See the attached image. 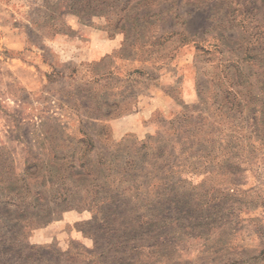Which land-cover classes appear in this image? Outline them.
I'll list each match as a JSON object with an SVG mask.
<instances>
[{
  "label": "rangeland",
  "instance_id": "rangeland-1",
  "mask_svg": "<svg viewBox=\"0 0 264 264\" xmlns=\"http://www.w3.org/2000/svg\"><path fill=\"white\" fill-rule=\"evenodd\" d=\"M0 264H264V0H0Z\"/></svg>",
  "mask_w": 264,
  "mask_h": 264
},
{
  "label": "crops",
  "instance_id": "crops-1",
  "mask_svg": "<svg viewBox=\"0 0 264 264\" xmlns=\"http://www.w3.org/2000/svg\"><path fill=\"white\" fill-rule=\"evenodd\" d=\"M94 35V34H92ZM109 39L106 40V42L109 43ZM113 48V45L110 47L109 50H106L104 52H92L93 54L90 55L88 58L90 59H95L100 57L101 55H104L108 52H110ZM150 102L152 103L154 108H159V109H167L171 107V97L169 93H166L164 88H160V90L155 89L154 92H151V96H149Z\"/></svg>",
  "mask_w": 264,
  "mask_h": 264
}]
</instances>
